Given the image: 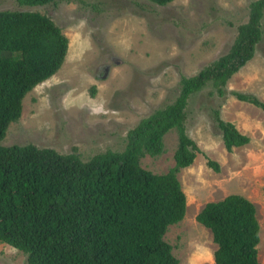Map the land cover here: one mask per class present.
Instances as JSON below:
<instances>
[{
	"label": "rangeland",
	"instance_id": "374dc122",
	"mask_svg": "<svg viewBox=\"0 0 264 264\" xmlns=\"http://www.w3.org/2000/svg\"><path fill=\"white\" fill-rule=\"evenodd\" d=\"M252 1L174 0L160 6L148 0H57L20 6L0 0V10L48 15L68 38L63 64L25 95L21 116L9 124L0 145L75 151L82 160L123 150L130 128L175 100L182 75L196 74L228 51L238 25L248 20ZM261 28L255 55L227 81L223 96L207 85L187 101L184 125L199 151L192 164L177 172L187 207L183 219L164 235L178 264H215L216 244L195 215L206 202L231 193L255 204L258 259L264 264V110L229 92L253 93L264 102V19ZM214 109L249 142L227 151ZM177 142L172 128L163 137L162 153L144 155L140 166L166 172L174 165ZM208 158L218 162L219 172L207 166ZM0 264L28 263L22 251L0 242Z\"/></svg>",
	"mask_w": 264,
	"mask_h": 264
},
{
	"label": "trees",
	"instance_id": "16d2710c",
	"mask_svg": "<svg viewBox=\"0 0 264 264\" xmlns=\"http://www.w3.org/2000/svg\"><path fill=\"white\" fill-rule=\"evenodd\" d=\"M14 1L43 6L57 0ZM148 1L165 6L174 0ZM263 19L264 0H253L228 51L196 74L182 75L175 100L130 128L121 151L82 160L75 151L0 145V242L22 251L28 264H178L164 235L187 207L177 172L199 151L184 125L187 101L207 85L225 94L227 81L255 55ZM67 49L68 38L48 15L0 10V140L20 118L25 95L59 70ZM229 92L264 110L253 93ZM213 119L227 151L249 142L218 109ZM172 128L178 136L174 165L164 173L141 167V157L162 153L163 137ZM206 164L219 172L217 161L208 158ZM195 219L211 232L215 264H262L256 207L248 198L231 193L208 201Z\"/></svg>",
	"mask_w": 264,
	"mask_h": 264
}]
</instances>
